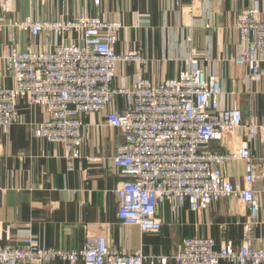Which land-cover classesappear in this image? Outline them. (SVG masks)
I'll return each instance as SVG.
<instances>
[{
	"label": "built area",
	"instance_id": "built-area-1",
	"mask_svg": "<svg viewBox=\"0 0 264 264\" xmlns=\"http://www.w3.org/2000/svg\"><path fill=\"white\" fill-rule=\"evenodd\" d=\"M9 1L0 0L2 8ZM176 5L181 6L180 0ZM4 25L1 18L0 27ZM9 25L33 38L42 35L47 43L41 49L12 44L3 54L13 84L7 87L0 81V130L7 132L21 122L20 101L41 107L46 118L35 126L34 135L61 145L71 170L73 161L81 157L82 116L104 112L105 124L118 129L122 141L108 160L86 159L107 164L122 176L115 189L121 226L157 232L162 224L160 204L186 202L199 213L219 199L234 196L248 209L238 249L231 242L215 249L213 239L191 236L183 238L170 257L176 264H219L221 260L264 264V236L256 242L253 235L259 211L257 180L263 182L264 191V161L258 163L251 153L259 125L245 123L238 105H221V80L206 71L196 49L173 78L152 82L138 77L130 87H116L112 82L118 63L133 64L140 71L146 61L138 51L116 52L119 21L93 16L74 20L26 17L12 19ZM234 27L243 47L232 63L246 67L249 78L258 82L264 76V9L257 0L237 14ZM118 96L124 99L122 109L115 105ZM240 131L246 139L237 149H211L212 141ZM236 160L244 161L242 186L233 184L221 170L223 164ZM20 237L18 245H0V264H50L55 259L69 264L78 260L83 264H142L156 259L165 264L168 259L148 258L140 250L122 252L104 234L90 236L82 248L70 250L41 246L27 228L20 231Z\"/></svg>",
	"mask_w": 264,
	"mask_h": 264
},
{
	"label": "crops",
	"instance_id": "crops-1",
	"mask_svg": "<svg viewBox=\"0 0 264 264\" xmlns=\"http://www.w3.org/2000/svg\"><path fill=\"white\" fill-rule=\"evenodd\" d=\"M252 1L180 0L181 8L176 0H10L5 8L0 4V19L6 24L0 27V81L7 87L13 84L2 59L10 45L41 49L47 43L42 35L33 38L11 27L10 20H74L79 16L116 20L121 24L116 52L138 51L146 61L140 71L133 64L118 63L113 86L130 87L138 77L152 82L173 78L187 65L191 50L196 49L206 71L216 73L221 80V105H238L245 123L259 125L251 153L260 163L264 161V76L252 81L246 67L232 63L243 47L234 27L235 18ZM257 1L264 9V0ZM115 105L122 109V96L117 97ZM17 108L21 122L7 132L0 130L1 246L20 244V231L25 228L41 246L64 250L82 248L90 236L104 234L122 252L140 250L148 258L168 256L165 264H176L170 256L186 237L211 238L215 249L225 242H231L234 249L241 245L248 209L234 196L219 199L199 213L191 211L186 202L160 204L162 224L157 232L121 226L115 189L122 176L107 164L86 159L97 156L108 160L122 141L120 131L105 124L104 112L82 116L81 157L69 170L61 145L34 135L35 126L46 118L44 110L23 101ZM245 139L243 132H234L210 145L214 151L226 152L237 149ZM221 170L233 184L242 186L244 161L223 164ZM262 186L263 182L257 180L256 242L264 236ZM50 264L69 263L55 259ZM142 264L161 263L147 259ZM219 264L235 263L221 260Z\"/></svg>",
	"mask_w": 264,
	"mask_h": 264
}]
</instances>
